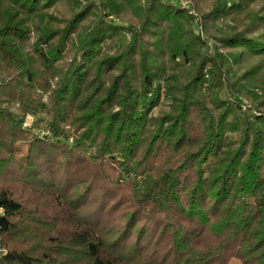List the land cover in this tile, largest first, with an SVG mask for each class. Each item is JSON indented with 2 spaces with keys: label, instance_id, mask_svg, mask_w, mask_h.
<instances>
[{
  "label": "trees",
  "instance_id": "1",
  "mask_svg": "<svg viewBox=\"0 0 264 264\" xmlns=\"http://www.w3.org/2000/svg\"><path fill=\"white\" fill-rule=\"evenodd\" d=\"M178 1L0 0V264H264V0Z\"/></svg>",
  "mask_w": 264,
  "mask_h": 264
},
{
  "label": "rangeland",
  "instance_id": "2",
  "mask_svg": "<svg viewBox=\"0 0 264 264\" xmlns=\"http://www.w3.org/2000/svg\"><path fill=\"white\" fill-rule=\"evenodd\" d=\"M170 1L173 2V0H170ZM223 1H225L227 3L231 2V0H223ZM188 2L189 1H187V0H179L178 2H175V3L177 6H180L181 9L188 10L190 13H192L193 17L195 18L194 22H196V18L199 19L198 13L194 9L192 11L190 8H189L190 10L183 8L180 4V3H188ZM107 19L112 20L116 24H119V22L114 19V16H109ZM33 40L34 39L32 38V41ZM208 43H209V47L212 49L213 45L211 44V41L209 40ZM42 47H43L44 51H46L48 48L46 46H42ZM161 83H163L162 84L163 86H161V89H160V95L161 96H160V100H159V105L156 106L155 108H153V110H152V112H150L149 116L150 115L156 116L158 114L159 110L163 109L165 107V105H166L165 103L169 102V99H167L166 97L164 98L165 93H166V88H167V80H163V81H161ZM254 92L258 93V94L262 93L258 89H254ZM218 95L221 99H225L228 102L237 103L243 112H248L251 116L255 115V114H260V113H258V110L255 108V106L250 101H248L247 98L239 97L238 99H236L235 97L227 94L225 90L220 91V93ZM45 97H46V95L43 98H45ZM10 109L13 112H17L16 106H11ZM31 121H32V117H28L26 122H27V124H31Z\"/></svg>",
  "mask_w": 264,
  "mask_h": 264
},
{
  "label": "built area",
  "instance_id": "3",
  "mask_svg": "<svg viewBox=\"0 0 264 264\" xmlns=\"http://www.w3.org/2000/svg\"><path fill=\"white\" fill-rule=\"evenodd\" d=\"M180 4H181V6H182L183 8L189 9V5H188V3H180ZM41 135H43V136H48V135H49V132H48V131H41Z\"/></svg>",
  "mask_w": 264,
  "mask_h": 264
}]
</instances>
